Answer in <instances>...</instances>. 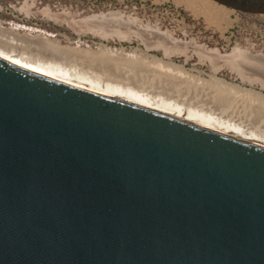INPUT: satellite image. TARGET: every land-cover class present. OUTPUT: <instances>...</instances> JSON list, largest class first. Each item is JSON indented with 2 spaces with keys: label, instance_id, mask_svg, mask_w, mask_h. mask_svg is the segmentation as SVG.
I'll return each instance as SVG.
<instances>
[{
  "label": "water",
  "instance_id": "1",
  "mask_svg": "<svg viewBox=\"0 0 264 264\" xmlns=\"http://www.w3.org/2000/svg\"><path fill=\"white\" fill-rule=\"evenodd\" d=\"M0 264H264V145L0 57Z\"/></svg>",
  "mask_w": 264,
  "mask_h": 264
},
{
  "label": "rangeland",
  "instance_id": "2",
  "mask_svg": "<svg viewBox=\"0 0 264 264\" xmlns=\"http://www.w3.org/2000/svg\"><path fill=\"white\" fill-rule=\"evenodd\" d=\"M211 3L215 16L206 17L196 3L186 6L178 0H0V48L35 56L24 40L42 35L63 50L59 63L75 69L81 64L82 71L92 74L113 63L127 65L135 54L175 65L186 77L204 82L215 77L229 88L264 97V15ZM13 25L33 30L27 35L11 30ZM72 56L77 59L70 60Z\"/></svg>",
  "mask_w": 264,
  "mask_h": 264
},
{
  "label": "bare ground",
  "instance_id": "3",
  "mask_svg": "<svg viewBox=\"0 0 264 264\" xmlns=\"http://www.w3.org/2000/svg\"><path fill=\"white\" fill-rule=\"evenodd\" d=\"M178 1L186 6L195 5L196 3L199 5V9L206 14H204L206 17L214 15L213 10L210 9V6L213 5L210 0ZM10 28L14 31H26V34L33 30V28H25V25H13ZM34 32H36V29ZM141 38H143L142 41H145L144 37ZM146 41L144 43L145 48H147ZM24 42L25 47L32 49L31 52H36L35 56H32L31 53H16L0 48V57L19 67L80 87L81 89L128 101L236 138L264 145V97L256 95V93L253 94L254 92H239V90L229 88V86L215 77L205 82L186 77L184 72L175 65L165 64L153 57L151 60H147L145 59L146 57L142 59L141 56L140 59L135 54L130 55V60L128 59L130 63L127 65L120 66L118 63H113L108 69L105 68L106 70H103V73L100 71L98 74L97 72L92 74L91 72L82 71V67H78L81 65L80 63L77 68L81 70L59 63L61 59L58 60V57L63 50L59 52L58 48H54L49 41L42 40V35L41 39H25ZM162 45L164 44L162 43ZM164 47L161 46L160 48ZM116 56L119 58V55L116 54ZM205 56L210 55L206 54ZM68 58L66 57V59ZM75 58L77 59V57ZM80 58L78 59L80 60ZM68 60L66 61L68 62ZM82 60L84 62V59ZM85 62L87 63V60ZM87 65L89 66L90 62ZM259 81L261 82V80ZM212 110L216 112L214 113Z\"/></svg>",
  "mask_w": 264,
  "mask_h": 264
}]
</instances>
